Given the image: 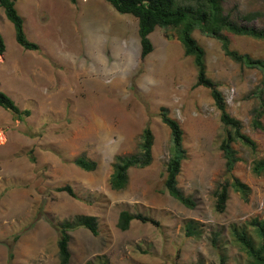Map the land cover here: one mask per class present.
<instances>
[{
    "label": "rangeland",
    "instance_id": "1",
    "mask_svg": "<svg viewBox=\"0 0 264 264\" xmlns=\"http://www.w3.org/2000/svg\"><path fill=\"white\" fill-rule=\"evenodd\" d=\"M20 1L29 40L40 50L18 45L0 7V33L6 42L0 90L31 111L20 121L0 108V264H10L12 246L11 264H60L57 225L78 215L97 217L99 235L85 228L72 232L70 264H86L98 256L110 264H247V255L229 232L233 225L251 230L254 219L264 220V174L253 173L255 161L264 159V116L261 128L253 126L261 104L254 93L263 74L238 65L217 39L195 31L206 51L209 77L224 94L229 113L257 144L256 150L241 142L234 145L239 161L232 175L251 188L248 200L230 191L225 211L218 212L214 191L226 178L221 150L225 128L210 91L196 87L193 59L176 35L157 28L150 36L154 51L142 60L138 20L104 0ZM222 1L226 12L259 13L251 26L264 28V0ZM231 41L234 50L264 60V41ZM163 110L184 131L187 157L179 186L196 202L194 209L164 185L172 136L162 121ZM147 127L155 137L152 164L131 169L128 187L112 190L115 158L139 152ZM79 157L96 161L97 169L81 170L74 164ZM66 184L78 199L55 191ZM122 211L161 225L134 221L128 231H120ZM189 219L202 224V238L185 235Z\"/></svg>",
    "mask_w": 264,
    "mask_h": 264
},
{
    "label": "trees",
    "instance_id": "2",
    "mask_svg": "<svg viewBox=\"0 0 264 264\" xmlns=\"http://www.w3.org/2000/svg\"><path fill=\"white\" fill-rule=\"evenodd\" d=\"M18 0H0V7L4 10L6 18L12 23L17 43L27 51H39L37 43L30 41L25 31V21L17 9ZM77 3L78 0H67ZM123 15H131L138 20V32L141 42V59L145 60L154 51L150 36L157 28L171 30L183 46L187 57L193 59L197 70L196 87L208 89L214 103L220 112V120L225 128V136L221 144L227 160L226 178L219 182L214 196L215 209L224 212L230 199V191H234L246 201L251 194V188L232 175L236 163L239 161L234 145L241 142L244 146L256 150V142L244 133L243 124L228 111L226 98L219 89L218 84L209 77L206 63V51L194 36L195 31L215 38L221 43L224 54L238 65L258 70L264 77V60L255 59L248 54L240 53L232 48L231 37H245L257 41H264V28L251 26L260 18L257 12L242 13L238 9L226 12L222 0H104ZM171 37V36H169ZM6 52V42L0 33V56ZM256 97L260 99V106L255 109L253 126L261 128V118L264 116V78L256 88ZM0 108L10 112L17 120L23 121L31 116L30 110H22L16 102L4 91L0 90ZM163 123L170 129L172 136L171 157L166 166L165 188L169 194L185 207L194 209L196 202L187 196L179 186V177L182 164L186 159L184 148V131L180 123L163 110L161 113ZM155 137L152 130L147 127L141 137L139 152L131 155H121L115 158L112 165L113 172L109 179L112 190L126 189L130 181V170L133 168H147L153 162V147ZM35 162V159H32ZM74 164L86 172L97 169L98 163L94 160L79 157ZM253 173L257 176L264 174V159L255 161ZM56 192L66 193L73 199L78 194L69 184L56 187ZM134 221L160 227L161 223L140 213L133 214L122 211L119 215L117 227L126 232ZM253 229L248 225L231 226L229 235L234 244L241 247L248 257L247 264H264V220L254 219L251 222ZM81 228L88 229L94 236L99 235L98 219L95 216L78 215L72 219L60 222L57 225L60 238L58 240V253L60 264H70L72 253L70 251L71 233ZM183 230L188 238L200 239L204 230L200 222L189 219L184 223ZM19 237H16L18 240ZM217 247V236L213 240ZM15 258L14 247L9 250V263ZM225 263V257L222 256ZM86 264H110L105 256H98Z\"/></svg>",
    "mask_w": 264,
    "mask_h": 264
},
{
    "label": "crops",
    "instance_id": "3",
    "mask_svg": "<svg viewBox=\"0 0 264 264\" xmlns=\"http://www.w3.org/2000/svg\"><path fill=\"white\" fill-rule=\"evenodd\" d=\"M20 2H21V1L18 0V1H17V4L19 3V5H20ZM18 8H19V6L17 7V9H18ZM19 10H20V8L18 9V11H19ZM20 12H21V10L19 11V13H20ZM21 13H22V12H21ZM21 13H20V15L23 17V19H24V21H25V31H26V33H27V30H26V20H25L26 17H25L24 15H22ZM27 36H28V34H27ZM28 38H29V37H28ZM18 45H19V44H18Z\"/></svg>",
    "mask_w": 264,
    "mask_h": 264
},
{
    "label": "clouds",
    "instance_id": "4",
    "mask_svg": "<svg viewBox=\"0 0 264 264\" xmlns=\"http://www.w3.org/2000/svg\"><path fill=\"white\" fill-rule=\"evenodd\" d=\"M36 52V51H35Z\"/></svg>",
    "mask_w": 264,
    "mask_h": 264
}]
</instances>
